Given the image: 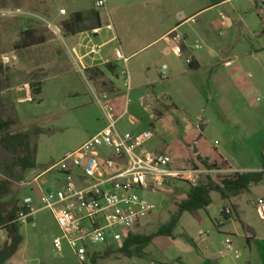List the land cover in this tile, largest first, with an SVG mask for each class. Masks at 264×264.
<instances>
[{"label": "rangeland", "instance_id": "374dc122", "mask_svg": "<svg viewBox=\"0 0 264 264\" xmlns=\"http://www.w3.org/2000/svg\"><path fill=\"white\" fill-rule=\"evenodd\" d=\"M32 1L0 0V121L11 123L8 131L12 135H29L36 163L21 181L11 184V192L3 202L15 201L19 206L31 197L33 207L42 208V193L62 185L57 182L60 174L45 172L98 133V121L103 116L93 93L98 96L116 82L97 74V84H93L90 74L71 58L49 28L60 27L63 17L56 16L61 8L68 12L67 17L88 10L100 14L99 42L112 37L105 27L107 13L119 40L104 48H98L99 42L95 47L93 42L82 43L86 47L79 49L80 55L93 47L96 55L88 60L107 57L115 62L114 50L120 58L139 51L126 63L132 86L128 104L124 91L111 105L121 113L127 104V125L138 131L153 129L155 136L146 149L162 152L180 168L208 159V164L226 172H263L261 181L248 190L229 195L228 199L211 192L206 210L183 212L174 239L156 238L145 249L143 259L127 258L117 249L105 256L104 250L96 247L102 252L96 264H175L177 256L193 253L181 226L193 231L202 226L218 241L229 233L245 230L240 220L264 226L253 206L264 198V0H105L106 10L96 7L99 0ZM179 12L184 13L185 20L173 38L180 35L179 49L182 51L185 40L191 52L202 55V61L196 71L186 67V79L175 78L171 83L161 78L160 70L165 68L168 73L173 63H183L187 58L165 55L161 52L163 43L144 47L176 26ZM25 30L53 40L35 51L18 50L16 45ZM61 31L65 36L63 28ZM120 61L117 83L121 87L126 70ZM148 80L154 82L152 86H148ZM36 87L39 94H34ZM146 95L152 107L149 110L140 106V98ZM189 188L187 183L175 181L158 192L138 190V195L156 210L144 221V230L137 232L149 235L167 223ZM237 204L241 210L236 216ZM224 207L231 208L234 217L218 230L217 221ZM34 223V228L30 224L19 226L24 241L8 264H79L68 247L63 246L61 256L54 251L52 242L60 231L48 210L37 211ZM3 237L0 232V245Z\"/></svg>", "mask_w": 264, "mask_h": 264}, {"label": "built area", "instance_id": "2783aa9c", "mask_svg": "<svg viewBox=\"0 0 264 264\" xmlns=\"http://www.w3.org/2000/svg\"><path fill=\"white\" fill-rule=\"evenodd\" d=\"M105 5V0L96 2L97 8ZM59 14L66 15V10L61 9ZM49 28L71 58L79 62L61 29L52 25ZM106 29L113 30V25L109 22ZM118 59L124 64L127 62L123 56L118 55ZM124 68L123 81L128 95L131 78L126 65ZM161 71L165 77V68ZM93 97L101 110L104 126L45 172L60 174L57 182L62 185L42 193L39 200L42 208L35 209L33 199L27 197L21 201L15 220L19 226L30 224L34 228V214L48 210L60 231V236L52 242L54 251L61 256L63 246L68 247L79 264H91L94 256L101 255L96 247L104 251L120 249L125 238L156 210L155 205L138 195V190L158 192L175 181L195 186L203 177L228 173L217 165L211 168L201 163L182 168L174 166L162 152L146 149L145 145L155 136L153 129L140 133L121 131L118 127L121 117L115 113L109 95L93 93ZM253 206L259 220L264 221V198H259ZM224 214L230 216L231 209L226 207ZM226 245L231 254H237L229 240Z\"/></svg>", "mask_w": 264, "mask_h": 264}, {"label": "crops", "instance_id": "0c3cea01", "mask_svg": "<svg viewBox=\"0 0 264 264\" xmlns=\"http://www.w3.org/2000/svg\"><path fill=\"white\" fill-rule=\"evenodd\" d=\"M33 1L32 3L35 4L39 0H33ZM105 10H106V7H105ZM75 13H81L83 15L84 17L83 23L85 25V29H82L81 32L78 33L76 36H66L65 35L64 37L67 39V41L70 42L71 46L72 44L75 45V46H72L73 51L75 55L77 56V58L79 59L81 67L85 71L89 72L90 70L97 69L102 73V76L105 79H109L110 81L116 82L115 86L110 85L109 89L100 92V94L109 95L110 103L112 104V101H116L118 98H121L120 96H122L123 92L126 91L124 87V83L121 85V87L117 83L118 70H119L118 67L121 65V61L120 59H118V53L116 52V50H114L113 52L115 62H112L107 57L91 58L90 60H88V58H90L92 55H96V52L95 53L93 52V50L96 51V49H94L93 47L97 46V43L99 42V39H100L99 30L100 28H102L101 27L102 20H101L100 14L97 11L91 12L88 10H83V11L73 12V14ZM67 15H68V12L66 11V15L58 14L56 16V18L63 17L59 21L60 27L56 26L57 28L61 29L62 22L68 20L72 16L71 15L67 17ZM47 16H50V15H47ZM97 17H98V20H96ZM180 17H182L181 20H180ZM177 18H178L179 23L176 26L172 28H168L164 33H162L160 37H158L156 40H154L153 42L149 43L147 46L144 47L146 48L154 44L163 43L161 52L164 53L165 55H174L175 57H178V58H182L183 56H185L187 58L185 62L183 63H173L172 69L168 73L167 71L165 72L166 73L165 77H163V74L161 71L162 69L160 70L161 78L169 80L171 83L175 81V78L176 79H182V78L186 79V77L189 75V72L186 70V67H188L191 71H196L200 68L199 62L202 61V55L196 52H191V50L188 49V46L185 40L183 42L182 51H179V47L177 44L179 43L178 37H180V35H176V37L174 38H173V35L175 34V30H177L184 23V20H185L184 13H181V12L177 13ZM95 21L96 23L98 22V24H100V28H97L96 25L93 24L95 23ZM226 21L229 22V24H231L228 18H226ZM109 22L113 24L110 19V16L107 13V23L106 24H108ZM95 30H97V33H94ZM108 31L112 34V37L111 38L109 37L106 40L103 39V41L99 42L98 48H101V47L104 48V47L109 46L113 42H116V41L118 42L119 38L114 28V25H113V30H108ZM88 34H90L93 37L92 40L87 36ZM45 39L46 41L44 44L31 47L29 49H31L32 51H35L37 48L46 46L47 44L51 42V40H53V38H45ZM92 42H93L92 49L88 51L87 53H85L84 55H80L79 49L85 48L86 47L85 44L92 43ZM82 43H85V44H82ZM138 52L131 53L127 57L124 56V58L128 62V60L132 58L133 56H135L136 54H138ZM109 65H111V67L114 68L113 71L111 69H108L107 66ZM123 67H124V64H123ZM91 82L95 85L97 84V80L94 79V77L91 79ZM153 83L154 82L152 80L147 81L148 86H152ZM146 89H149V88H146ZM131 91H132V86H131ZM128 95L126 96L127 98H128ZM146 96L147 98L146 97L140 98V106H143L145 110H149L152 107L150 108L151 105L148 106V103H147L148 95ZM124 112L125 110H123L121 113H117L115 111L117 116L121 117V119L118 122L119 129L121 131H130L132 133L143 132V130L138 131L136 130L135 126L127 125L128 123L124 122L126 119L125 117H126L128 110L125 115H123ZM150 117H152V115H150ZM126 125L131 130H128V128H126ZM103 126H104V121L101 119L100 121H98V131L102 129ZM149 126H150V123L148 125V128H150ZM239 210L241 209H240L239 204H237V206H235V209H234V215L237 216L239 214ZM184 213H189V212H184ZM193 213H190V214H193ZM183 214H181L180 216L178 226L181 225L180 220L182 219ZM230 221L226 223L229 224ZM240 222L243 225L245 230L240 231V232L235 231L233 233H229L230 235H226L227 237L225 238L224 236L221 237L222 241H218L215 234L211 233V231H205V229H203L202 226L200 227L198 224H197L198 225L197 231L187 230L183 226H181L189 238V242L192 245L193 253L188 254L187 256H177L176 259H174L175 264H264V226L259 227V226L250 225L248 223H245L242 220H240ZM261 222H262V225H264V221H261ZM143 223L134 229V232H133L134 234L142 235V234H139L137 231H139L140 229L144 230L145 224L143 225ZM226 223H223L221 220H218V223H217L218 230H222ZM195 225H196V222H195ZM0 232L3 233L2 230H0ZM219 235L222 236L223 234L221 233ZM4 238L5 236L2 238V242L4 241ZM226 240L230 241V245L232 249L237 253L236 255L231 254V252L228 250V247L226 245ZM145 249H144V252H145ZM11 259H9L5 264H8V262ZM139 259H143V258H139Z\"/></svg>", "mask_w": 264, "mask_h": 264}, {"label": "trees", "instance_id": "16d2710c", "mask_svg": "<svg viewBox=\"0 0 264 264\" xmlns=\"http://www.w3.org/2000/svg\"><path fill=\"white\" fill-rule=\"evenodd\" d=\"M97 15V14H95ZM94 15V16H95ZM95 19V18H94ZM98 20V17L96 18ZM84 17L81 13L73 14L68 20L62 22V28L66 36H76L85 29ZM100 28L98 22L93 23ZM45 37L38 35L34 30H25L20 42L16 45L18 50L29 49L31 47L44 44ZM181 51V49H180ZM108 69L114 70L111 65ZM90 79H96L97 74L102 73L95 69L88 72ZM40 89L34 88V94H39ZM11 126L9 121H0V148L6 149L13 156V161L9 165H5L0 169L3 180H0V230L4 233V241L0 245V264H5L18 251L19 246L23 243L24 237L20 233V227L15 222L21 208L17 202H3V199L10 194L11 184L21 181L29 170L36 167L34 151L30 147V139L27 133L10 134L8 128ZM201 164L206 168H211L207 160H200ZM264 170V156H263ZM263 172H228L207 176L195 186H190L189 191L184 200L177 204V210L174 212L169 221L161 225L155 232L149 235L129 234L120 249L116 251L127 258H143L144 249L148 247L157 237H167L174 239L173 232L179 223L180 216L183 212L193 213L198 210H206L210 205V193L217 192L223 199H228L229 195L235 196L242 191L248 190L252 184L261 181ZM224 207L220 217L223 223L232 219L231 215L224 214ZM218 223V221H217ZM113 253V249L104 251V255L108 256ZM99 256H94L91 264H96Z\"/></svg>", "mask_w": 264, "mask_h": 264}, {"label": "flooded vegetation", "instance_id": "af4514ba", "mask_svg": "<svg viewBox=\"0 0 264 264\" xmlns=\"http://www.w3.org/2000/svg\"><path fill=\"white\" fill-rule=\"evenodd\" d=\"M1 149H4V148H1ZM4 150H6V149H4ZM10 155H11L10 158H7V157H3L2 159L0 158V168H3L5 165H9L12 163L13 156H12V154H10Z\"/></svg>", "mask_w": 264, "mask_h": 264}, {"label": "water", "instance_id": "95a60500", "mask_svg": "<svg viewBox=\"0 0 264 264\" xmlns=\"http://www.w3.org/2000/svg\"><path fill=\"white\" fill-rule=\"evenodd\" d=\"M71 44H72V42H71ZM72 46H75V45L72 44ZM3 157L10 158L11 155L8 151L0 148V158L2 159Z\"/></svg>", "mask_w": 264, "mask_h": 264}]
</instances>
